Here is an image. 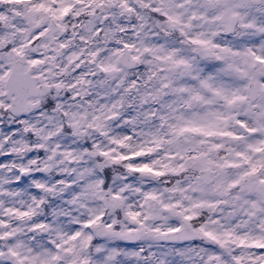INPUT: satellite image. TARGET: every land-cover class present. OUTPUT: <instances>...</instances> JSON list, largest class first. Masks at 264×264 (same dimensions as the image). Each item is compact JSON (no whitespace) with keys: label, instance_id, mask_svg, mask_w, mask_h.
Here are the masks:
<instances>
[{"label":"snow or ice","instance_id":"obj_1","mask_svg":"<svg viewBox=\"0 0 264 264\" xmlns=\"http://www.w3.org/2000/svg\"><path fill=\"white\" fill-rule=\"evenodd\" d=\"M0 264H264V0H0Z\"/></svg>","mask_w":264,"mask_h":264}]
</instances>
